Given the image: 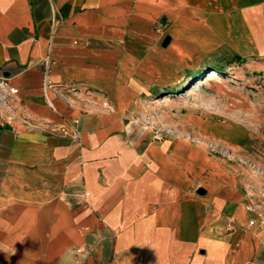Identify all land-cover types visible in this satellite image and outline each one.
<instances>
[{
	"label": "crops",
	"instance_id": "obj_1",
	"mask_svg": "<svg viewBox=\"0 0 264 264\" xmlns=\"http://www.w3.org/2000/svg\"><path fill=\"white\" fill-rule=\"evenodd\" d=\"M241 3L0 0V79L17 89L0 90V264H264L233 178L188 141L136 138L131 118L138 89Z\"/></svg>",
	"mask_w": 264,
	"mask_h": 264
},
{
	"label": "rangeland",
	"instance_id": "obj_2",
	"mask_svg": "<svg viewBox=\"0 0 264 264\" xmlns=\"http://www.w3.org/2000/svg\"><path fill=\"white\" fill-rule=\"evenodd\" d=\"M237 10L234 17L226 7V29L199 44L196 58L161 68L155 82L138 89L131 118L136 138L184 140L204 149L233 178L226 188L240 194L250 224L264 226V3L242 0ZM172 40L162 30L155 45L163 50ZM135 52L138 59L150 53L142 46ZM213 68L219 74L206 80Z\"/></svg>",
	"mask_w": 264,
	"mask_h": 264
},
{
	"label": "built area",
	"instance_id": "obj_3",
	"mask_svg": "<svg viewBox=\"0 0 264 264\" xmlns=\"http://www.w3.org/2000/svg\"><path fill=\"white\" fill-rule=\"evenodd\" d=\"M0 90H2L3 92H8V93H12L15 94L17 92V89L14 87H11L7 80L2 78L0 79Z\"/></svg>",
	"mask_w": 264,
	"mask_h": 264
},
{
	"label": "bare ground",
	"instance_id": "obj_4",
	"mask_svg": "<svg viewBox=\"0 0 264 264\" xmlns=\"http://www.w3.org/2000/svg\"><path fill=\"white\" fill-rule=\"evenodd\" d=\"M217 76V73L215 70H211L209 72H207V75L205 76V79H214V77Z\"/></svg>",
	"mask_w": 264,
	"mask_h": 264
},
{
	"label": "trees",
	"instance_id": "obj_5",
	"mask_svg": "<svg viewBox=\"0 0 264 264\" xmlns=\"http://www.w3.org/2000/svg\"><path fill=\"white\" fill-rule=\"evenodd\" d=\"M238 59H240V60H243V58L241 59L240 57H238ZM212 70H215L216 71V73H217V75L219 74V72H220V70L219 69H217V68H213ZM200 79V78H199Z\"/></svg>",
	"mask_w": 264,
	"mask_h": 264
},
{
	"label": "water",
	"instance_id": "obj_6",
	"mask_svg": "<svg viewBox=\"0 0 264 264\" xmlns=\"http://www.w3.org/2000/svg\"><path fill=\"white\" fill-rule=\"evenodd\" d=\"M168 38H169V36L165 37L164 42H163L164 44L168 41Z\"/></svg>",
	"mask_w": 264,
	"mask_h": 264
}]
</instances>
